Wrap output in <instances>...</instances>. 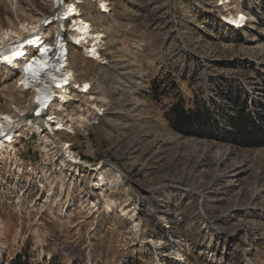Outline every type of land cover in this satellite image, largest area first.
Segmentation results:
<instances>
[{"label": "rangeland", "instance_id": "rangeland-1", "mask_svg": "<svg viewBox=\"0 0 264 264\" xmlns=\"http://www.w3.org/2000/svg\"><path fill=\"white\" fill-rule=\"evenodd\" d=\"M109 1L82 5L105 59L72 52L64 125L20 122L0 158V264H264V146L231 140L240 111L264 131V0ZM53 9L0 0V29ZM30 97L0 77V113Z\"/></svg>", "mask_w": 264, "mask_h": 264}, {"label": "bare ground", "instance_id": "bare-ground-1", "mask_svg": "<svg viewBox=\"0 0 264 264\" xmlns=\"http://www.w3.org/2000/svg\"><path fill=\"white\" fill-rule=\"evenodd\" d=\"M228 1L222 0V4ZM83 3V0H71L69 3L53 0L55 9L45 15L44 19L34 17L31 20L19 21L14 29H0V77L12 80L20 91H30L33 110L29 115L14 106L18 112L13 115L12 112L0 113V158L14 153L13 140H16L17 136L13 132L15 128L20 127V122L23 129L39 132L43 131V125L52 131L54 124L64 125L66 105L74 99L72 82L75 80L68 57L69 51L62 40L65 19L70 18V37L82 47L84 55L96 60L105 59L99 50L104 48L106 35L102 30L95 28L85 16ZM103 5L107 8L105 3ZM229 15L235 23L243 25L244 14L242 15L241 9L235 12L233 10ZM49 18L52 22L49 21L50 26L45 27L42 23ZM90 99L94 101L96 97L92 96ZM63 113L65 116H62ZM73 119L71 117V120ZM11 132L10 138L13 139L6 142L5 139ZM48 145H45L46 149ZM63 149L64 153L69 152L72 158L77 157L69 147ZM98 180L103 187L106 183L103 173H99ZM111 202L106 204L108 210L114 205Z\"/></svg>", "mask_w": 264, "mask_h": 264}, {"label": "trees", "instance_id": "trees-1", "mask_svg": "<svg viewBox=\"0 0 264 264\" xmlns=\"http://www.w3.org/2000/svg\"><path fill=\"white\" fill-rule=\"evenodd\" d=\"M196 113L197 114H190V112H187L183 107L176 106L173 109V116L171 119L173 126L178 129H183V127L189 124L200 122L199 112ZM239 116L242 121L236 123V132L231 140L237 144L249 147L264 146V131L259 124L243 111L239 112ZM53 259L54 256L52 260L49 261V264H54ZM8 264H31L30 256L26 252L17 253Z\"/></svg>", "mask_w": 264, "mask_h": 264}, {"label": "built area", "instance_id": "built-area-1", "mask_svg": "<svg viewBox=\"0 0 264 264\" xmlns=\"http://www.w3.org/2000/svg\"><path fill=\"white\" fill-rule=\"evenodd\" d=\"M62 1H65L66 3L71 2V0H62ZM83 1H84V3L90 2L92 5H94V7L97 9V11H98V13L100 15L107 16L111 12V5H110V1L109 0H102V1H100V0H83ZM103 3L106 4L107 8L104 7ZM55 6L57 8L58 7V4L56 3ZM49 21H51V18H49L46 21H43L42 24H44L45 27L50 26V23L52 21L51 22H49ZM69 22H70V18L65 19V28L63 29V32H62V34H63L62 35V40L65 43L64 45H66L67 48H68V51H69L68 57H69V61H70V56H71V54H72L73 51H75V52L80 51L83 56H85V55H84V52H83L82 47L78 43H74L72 41L71 37H70V30L68 29ZM246 22H247V20L245 21V23L243 25H241L239 27L237 25H235L234 27H236V29L237 28H242L246 24ZM52 50H54V49H52ZM99 53L102 54L103 57H105L104 56L103 48L99 50ZM85 57H87V56H85ZM87 58L93 59V60H95L97 62H101V61L96 60L94 58H90V57H87ZM51 102H53V100ZM57 131H59V130H57Z\"/></svg>", "mask_w": 264, "mask_h": 264}]
</instances>
